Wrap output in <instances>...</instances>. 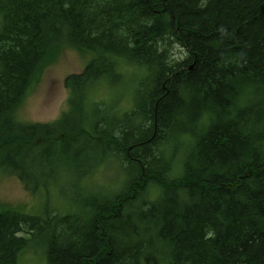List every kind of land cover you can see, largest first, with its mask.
I'll list each match as a JSON object with an SVG mask.
<instances>
[{
	"label": "trees",
	"instance_id": "1",
	"mask_svg": "<svg viewBox=\"0 0 264 264\" xmlns=\"http://www.w3.org/2000/svg\"><path fill=\"white\" fill-rule=\"evenodd\" d=\"M67 47L68 110L18 120ZM5 173L40 204L0 203V264H264V0H0Z\"/></svg>",
	"mask_w": 264,
	"mask_h": 264
},
{
	"label": "rangeland",
	"instance_id": "2",
	"mask_svg": "<svg viewBox=\"0 0 264 264\" xmlns=\"http://www.w3.org/2000/svg\"><path fill=\"white\" fill-rule=\"evenodd\" d=\"M180 50L177 49L182 57L184 53ZM90 56L72 47L65 48L57 62L46 68L40 80L27 92L16 112L17 119L27 122H53L59 119L68 110V90L64 86V79L69 74L80 73L88 63ZM124 72L123 80L111 84V93L106 101L109 108L114 104L115 99H119L118 107L122 109L132 106L130 98L136 90L135 84L138 83L134 80V75L136 73L142 77L144 72L131 66H126ZM102 93L104 97L106 94ZM100 97L101 91H94L90 95L92 101ZM102 173L103 175H99ZM99 174L95 178L97 185L102 188V191H107L108 181L111 180L112 183L116 179L115 177L111 179L114 170L110 168ZM81 181L83 182V179ZM66 190L70 192L68 187ZM71 194L73 192L69 195ZM0 203L5 206L27 208L25 212L35 213V205L40 204V201L25 189L15 175L5 173L0 176ZM3 209L5 208H0V210ZM36 257L43 262V256Z\"/></svg>",
	"mask_w": 264,
	"mask_h": 264
},
{
	"label": "bare ground",
	"instance_id": "3",
	"mask_svg": "<svg viewBox=\"0 0 264 264\" xmlns=\"http://www.w3.org/2000/svg\"><path fill=\"white\" fill-rule=\"evenodd\" d=\"M193 66H191L189 69H192Z\"/></svg>",
	"mask_w": 264,
	"mask_h": 264
}]
</instances>
